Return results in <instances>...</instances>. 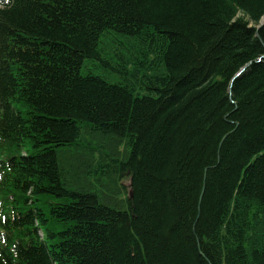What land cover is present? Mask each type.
Listing matches in <instances>:
<instances>
[{"label": "trees", "instance_id": "obj_1", "mask_svg": "<svg viewBox=\"0 0 264 264\" xmlns=\"http://www.w3.org/2000/svg\"><path fill=\"white\" fill-rule=\"evenodd\" d=\"M263 15L0 0V264H264Z\"/></svg>", "mask_w": 264, "mask_h": 264}, {"label": "water", "instance_id": "obj_2", "mask_svg": "<svg viewBox=\"0 0 264 264\" xmlns=\"http://www.w3.org/2000/svg\"><path fill=\"white\" fill-rule=\"evenodd\" d=\"M263 24H264V21H259V24H258L257 28H259V27L262 26ZM241 71H242V69H241ZM239 74H240V72L237 73L236 76H238Z\"/></svg>", "mask_w": 264, "mask_h": 264}, {"label": "rangeland", "instance_id": "obj_3", "mask_svg": "<svg viewBox=\"0 0 264 264\" xmlns=\"http://www.w3.org/2000/svg\"><path fill=\"white\" fill-rule=\"evenodd\" d=\"M237 16H242V14H241V13H239ZM263 19H264V15L262 16V18H260V20H259V21H264ZM39 234H41V233H39Z\"/></svg>", "mask_w": 264, "mask_h": 264}, {"label": "bare ground", "instance_id": "obj_4", "mask_svg": "<svg viewBox=\"0 0 264 264\" xmlns=\"http://www.w3.org/2000/svg\"><path fill=\"white\" fill-rule=\"evenodd\" d=\"M264 20V19H263Z\"/></svg>", "mask_w": 264, "mask_h": 264}]
</instances>
